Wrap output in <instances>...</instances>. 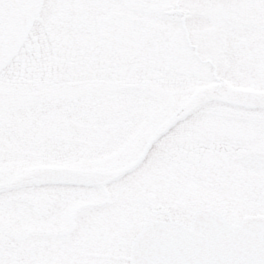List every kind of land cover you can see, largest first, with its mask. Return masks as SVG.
Segmentation results:
<instances>
[{
    "label": "flooded vegetation",
    "instance_id": "1",
    "mask_svg": "<svg viewBox=\"0 0 264 264\" xmlns=\"http://www.w3.org/2000/svg\"><path fill=\"white\" fill-rule=\"evenodd\" d=\"M85 1L92 2L69 0V11L55 13L74 26L89 25L92 19L86 12L90 6L81 8ZM101 2L95 24L99 44L80 46L77 39L49 33L53 43L61 47L55 46L51 52L55 64L46 68V73L36 72V60L23 53L17 68L27 78L22 81L19 77L21 87L11 94L14 100L39 101L40 106L43 100L58 98L80 104L79 114L85 122L73 123L74 112L68 110L66 115L59 114L67 120V132L52 136H61L59 149L63 155L77 151L84 155L76 165H36L12 177H6L11 174L7 172L9 163L0 161V176L4 177L0 184L5 185L0 189L54 186L60 202L67 210H76L77 215L81 203L75 204L79 199L63 195V187L87 190L111 183L147 164L156 147L158 159L177 165L197 185L228 189L241 199H264V0ZM50 74L61 81L50 84L31 80ZM172 85L179 87L178 98L169 92ZM28 89L31 91L26 92ZM235 89L249 92L241 97L233 93ZM148 92L154 95L152 99L146 98ZM91 113H95L93 118ZM127 121L153 124L127 145L118 140L120 128L126 129L123 122ZM11 124L0 117V151L9 153L13 149L17 153L20 151L2 135ZM26 127H31L34 138L48 134L41 120ZM116 143L115 162L105 167L102 150ZM163 147L170 156L163 154ZM43 167L90 175L68 182H25ZM157 170L156 175L161 176L163 171ZM139 191L127 194V201L145 207L159 198L153 191ZM24 197L35 203L29 205L41 216H50L55 207L60 209L50 198ZM165 210L169 209H153L156 217L151 219L173 218ZM74 217H70L73 224L69 231L77 227ZM59 252L62 259L68 254L63 245ZM85 260L87 264L88 258Z\"/></svg>",
    "mask_w": 264,
    "mask_h": 264
},
{
    "label": "rangeland",
    "instance_id": "2",
    "mask_svg": "<svg viewBox=\"0 0 264 264\" xmlns=\"http://www.w3.org/2000/svg\"><path fill=\"white\" fill-rule=\"evenodd\" d=\"M68 2L69 0H0V117L12 122L11 127L4 129L2 135L7 136L12 147L20 151L14 153L12 149L7 153L1 149L0 161L9 163L7 172L11 173L6 177H12L15 173H22L26 168L36 165H76L84 155L81 151L63 155L59 149L63 144L61 136H52L53 133L67 132V120H62L59 114L66 115L68 110L74 112L73 123L85 122L82 114H79L80 104L58 98L43 100V105L40 106L39 101L11 98V94L17 92L16 88L21 87L20 78H23L22 81L27 78L17 68L23 53L30 60H36V72L46 73V68L55 64V54L51 52L56 49L55 46L58 49L61 47L60 43H53L49 33H61L64 37L77 39L80 46L99 44L95 24L99 21L98 13L103 4L101 0H92L90 3L85 1L82 4L81 8L90 6L86 17L92 19V22L89 20V25L86 23L83 26H74L73 22L61 21L57 17V12L69 11ZM31 80L50 84L61 81L51 74L48 78L43 75ZM29 91L31 89L26 90ZM169 92L178 98L179 87L172 85ZM147 94L148 99L154 96L151 92ZM177 105L178 101L173 107ZM94 114L91 113L92 118ZM20 119H27V124H19ZM91 119L89 123L93 124L94 120ZM36 120H41L42 129L48 131L47 136L34 138L31 127H26ZM152 124L123 122L126 129L123 126L120 128L119 142L130 145L137 133H144ZM117 145L107 144L102 150L106 158L105 167H110L115 162ZM157 150L155 147L153 156L143 167L129 171L106 185L75 191L74 188L63 187V195L79 199L75 202L81 203L77 215L76 210H67L60 202L62 199L54 186L20 185L0 189V264H84L86 262L82 260L86 258L90 263L96 264H129L132 237L150 218L156 217L153 209H169L174 219L186 224L193 211L199 208H218L234 223L245 215L264 213V199H241L228 189L197 185L185 177L177 165L158 159ZM161 150L165 156H170L164 147ZM157 169L163 171L161 176L156 175ZM3 178L0 176V181ZM140 189L153 191L159 198L145 207L135 201H127V194L140 192ZM28 195L50 198L55 203L58 202L60 209L58 211L55 207L50 210V216H41L42 213L36 207L29 205L35 203L24 197ZM71 216H75L73 221L77 227L69 231L73 224ZM62 245L64 252H68L67 255H62L63 259L58 258L62 254L59 252ZM72 259L75 260L72 262Z\"/></svg>",
    "mask_w": 264,
    "mask_h": 264
},
{
    "label": "water",
    "instance_id": "3",
    "mask_svg": "<svg viewBox=\"0 0 264 264\" xmlns=\"http://www.w3.org/2000/svg\"><path fill=\"white\" fill-rule=\"evenodd\" d=\"M248 92L233 90L241 97ZM89 175L43 168L25 182L85 180ZM130 264H264V215H247L234 225L210 208L194 211L190 228L175 221H149L132 242Z\"/></svg>",
    "mask_w": 264,
    "mask_h": 264
}]
</instances>
